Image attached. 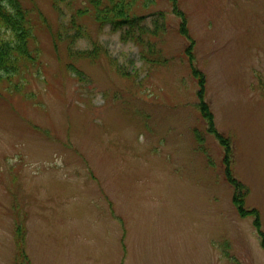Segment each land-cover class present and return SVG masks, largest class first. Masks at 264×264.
<instances>
[{"label": "rangeland", "instance_id": "rangeland-1", "mask_svg": "<svg viewBox=\"0 0 264 264\" xmlns=\"http://www.w3.org/2000/svg\"><path fill=\"white\" fill-rule=\"evenodd\" d=\"M32 5L36 66L0 92V264H264V0H135L122 26Z\"/></svg>", "mask_w": 264, "mask_h": 264}, {"label": "trees", "instance_id": "trees-1", "mask_svg": "<svg viewBox=\"0 0 264 264\" xmlns=\"http://www.w3.org/2000/svg\"><path fill=\"white\" fill-rule=\"evenodd\" d=\"M52 6L58 11H62V6L68 5V0H49ZM135 0H88L91 9L78 8L76 15H84L91 12L94 20L101 24H114L122 26L130 22L131 8ZM176 5V0H170ZM40 10L35 9L32 0H0V92L4 90L13 91L18 88V84H25L26 75L36 66L37 54L36 49V30L33 23V16ZM136 18V17H135ZM76 22L72 23L73 28ZM80 25L76 31H80ZM184 27V26H183ZM187 37L189 34L183 28L182 31ZM67 32L65 29L62 33L60 30L56 39H60ZM78 35V34H77ZM56 45V43H55ZM190 56V48L188 51ZM192 59V56H190ZM192 74L198 79L199 98L203 97L204 78L201 72L192 66ZM199 111L202 116L210 117L204 100L199 104ZM241 200H236L235 204L241 209ZM17 241L20 243L22 229H17ZM22 264V263H20Z\"/></svg>", "mask_w": 264, "mask_h": 264}]
</instances>
